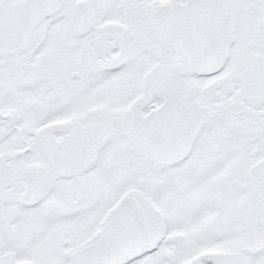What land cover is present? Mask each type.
<instances>
[{
	"label": "snow or ice",
	"instance_id": "1",
	"mask_svg": "<svg viewBox=\"0 0 264 264\" xmlns=\"http://www.w3.org/2000/svg\"><path fill=\"white\" fill-rule=\"evenodd\" d=\"M0 264H264V0H0Z\"/></svg>",
	"mask_w": 264,
	"mask_h": 264
}]
</instances>
